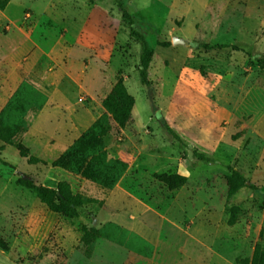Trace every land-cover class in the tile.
<instances>
[{
  "label": "rangeland",
  "instance_id": "1",
  "mask_svg": "<svg viewBox=\"0 0 264 264\" xmlns=\"http://www.w3.org/2000/svg\"><path fill=\"white\" fill-rule=\"evenodd\" d=\"M8 1L0 0V16ZM122 3L154 49L148 90L136 70L140 46L129 36L115 0H14L8 10L14 21L0 23L1 36L18 39V50L10 47V37L5 41L7 59L20 66L18 76L8 74L13 84L27 81L56 90L68 82L76 86L64 71L60 43L73 47L81 36L80 21L96 11L107 14L113 38L100 45L98 60L90 59L108 73L105 82L127 76L136 101L133 118L124 128L113 124L108 135L107 160L123 170L111 191L49 166L104 113L102 93L86 96L68 85L63 101L27 115L28 130L19 140L47 166L29 165L0 143V239L8 246L7 252L0 250V264H237L250 258L258 242L264 227V68L249 56L264 55V0ZM51 15L66 21L71 33ZM173 38L241 51L204 53L174 46ZM33 43L39 58L31 62L27 48ZM85 53L74 48L68 60L76 63ZM32 66L25 78L21 68ZM1 68L6 66L0 63ZM148 96L184 147L152 114ZM192 150L216 162H199L189 157ZM229 168L248 184L227 201ZM154 174H179L186 183L168 191ZM19 178L49 188L65 181L73 194L93 203L68 219L17 186ZM230 206L239 208L232 227L226 225ZM83 226L100 232L89 257L80 243Z\"/></svg>",
  "mask_w": 264,
  "mask_h": 264
},
{
  "label": "trees",
  "instance_id": "2",
  "mask_svg": "<svg viewBox=\"0 0 264 264\" xmlns=\"http://www.w3.org/2000/svg\"><path fill=\"white\" fill-rule=\"evenodd\" d=\"M122 1L115 0L121 19L129 31V36L140 46L136 70L141 87L148 90L151 87L148 73L154 56V49L143 31L136 28L132 17L123 9ZM186 43L187 48L204 53L222 52L227 49L234 52L241 51L237 46L207 45L196 40ZM158 46L166 48L169 43L159 42ZM249 57L255 61L259 68H264L263 54H255ZM148 101L152 114L161 122L167 134L184 147L182 140L167 126L154 103L153 97L148 96ZM46 102L47 97L43 92L29 82L23 81L0 111V143L13 147L19 157L32 166H47L48 163L33 156L19 138L28 130L27 115L40 112ZM101 105L104 113L93 121L49 166L52 169L61 170L73 177L92 183L103 190L111 191L119 183L123 170L107 160L108 135L113 124L119 128H124L128 124L134 106V98L124 86L123 78H116L111 91L102 100ZM191 155L193 159L199 162L211 164L216 162L211 155L197 153L194 150L191 151ZM229 170L227 201L247 186V180L243 175L231 168ZM153 179L166 187L168 191L178 190L186 183V177L179 174H154ZM16 185L31 191L49 211L61 214L68 219L76 218L84 205L93 203L88 198L73 194L69 184L65 181L58 182L55 188H49L36 185L30 179L19 178ZM227 212L226 225L232 227L239 215V208L230 206L227 208ZM78 231L80 233V243L85 247V256L89 257L92 245L100 236V232L94 228L88 229L84 226ZM262 243H264V227L258 233V242L254 245L250 258L238 259L236 263L264 264V247ZM0 250L3 252L8 251V246L2 239H0Z\"/></svg>",
  "mask_w": 264,
  "mask_h": 264
},
{
  "label": "crops",
  "instance_id": "3",
  "mask_svg": "<svg viewBox=\"0 0 264 264\" xmlns=\"http://www.w3.org/2000/svg\"><path fill=\"white\" fill-rule=\"evenodd\" d=\"M13 1L14 0L8 1L7 7H6V10H7L6 13L7 14L6 13L3 15L1 14L0 23L4 22V21H8V22L14 21V19H12L10 16H8V10H9L10 6L12 5ZM49 6L50 5H48V7ZM27 8H29V7H27ZM99 13H100V11H96V13L90 18L89 21H87L88 20L87 18L80 21V27H79L80 32L79 33L81 34V36L79 35L80 39H79V36L75 37V40H74L75 45L73 47H70V46L64 44L63 42L60 43L58 48H59V50L62 51V53L65 56V63L63 64L64 71H65V73L69 79L75 80L76 86H73L70 82H68L65 85L60 84L61 87L58 89L55 88L56 90H54V89L46 90L45 87L35 86L41 92H43L47 97V102L41 111L48 108V106L52 102L60 101V100L63 101L64 100L63 90L66 87H68V85H70L72 89H77L79 94H83L86 96H88V95L91 96L93 94L96 95V93H102L101 101L111 91V89L115 83L114 77L112 76L110 78V82L109 81L105 82L104 76L109 77L108 73H106V75H105L99 68H97L95 61H93V59H90L92 57L91 55H93L98 60V56L100 53L99 50L101 48L100 45H103L104 42L108 43L110 38L111 37L113 38V35H114V29L111 28L107 24L108 23V15L103 14V13H101L102 14L101 15ZM51 18L56 22L59 21V23L62 24V27H64V29L66 30V33L67 32L69 34L71 33V28L67 27L66 21L58 20L55 16H54V18H55L54 19L52 15H51ZM7 37L11 38V44H10L11 48L13 47L15 50H18V47H19L18 39L16 37H14L12 34H8L6 37L0 35V63H2L3 65L6 66V68L0 69V73L2 74V75H0V85L3 86L2 89H0V90H2V93H0V111L4 107V105L6 104L8 99L12 96L14 91L17 89V87L19 86V83L13 84V81L11 79L12 76L11 77L8 76V74L10 72H13L12 75L18 76V73L20 71V66H19V68H17V66H16L17 64H13V62L9 61L6 57L7 56V51H6L7 46H6L5 41H6ZM74 48L84 49L86 51L85 55L79 54L80 56L76 60V63H74V61H72V60L71 61L68 60L69 55ZM27 52L32 55V57L30 58L29 61L34 62V60L39 58V48L34 43H33V45H30L27 48ZM50 54H52V55L54 54L53 50H52V52H50ZM86 61H89V62L86 63ZM93 62H94V65H93ZM35 63H34V65H35ZM33 66L31 67V69H27L25 67H24V69L21 68L22 69L21 72L24 74L25 78L27 76H29L30 74H32L31 72L33 70ZM127 81H128V78H127V76H125L123 79V83H124V86L126 87V89L128 91ZM135 104H136V101L134 98V106H133L132 111H131V118H133V115H134L133 113H134Z\"/></svg>",
  "mask_w": 264,
  "mask_h": 264
},
{
  "label": "water",
  "instance_id": "4",
  "mask_svg": "<svg viewBox=\"0 0 264 264\" xmlns=\"http://www.w3.org/2000/svg\"><path fill=\"white\" fill-rule=\"evenodd\" d=\"M171 44L176 46V45H180V46H184L187 48V43L184 40L178 39V38H173L171 40ZM191 156V153H189V157ZM248 184V182H246V185Z\"/></svg>",
  "mask_w": 264,
  "mask_h": 264
}]
</instances>
